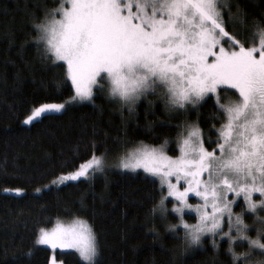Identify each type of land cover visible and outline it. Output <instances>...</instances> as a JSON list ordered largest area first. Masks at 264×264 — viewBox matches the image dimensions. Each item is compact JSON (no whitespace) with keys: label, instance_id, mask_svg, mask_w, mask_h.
<instances>
[{"label":"snow or ice","instance_id":"obj_1","mask_svg":"<svg viewBox=\"0 0 264 264\" xmlns=\"http://www.w3.org/2000/svg\"><path fill=\"white\" fill-rule=\"evenodd\" d=\"M33 20L37 51L65 69L60 83L70 81L72 95L34 107L24 124L93 102L98 92L130 115L155 96L151 106L162 105L168 116L159 126L176 129L178 154L165 151L170 138L158 147L124 140L118 167L159 179L150 213L161 221L174 215L166 231L182 251L207 239L215 253L227 245L226 264H264V18L249 26L248 14L229 0H60ZM237 23L240 30L229 32ZM209 101L214 140L199 120L186 119ZM96 148L93 142L90 155L52 185L103 172L108 150L97 155ZM36 243L75 249L82 264H97V235L77 215L39 227Z\"/></svg>","mask_w":264,"mask_h":264},{"label":"trees","instance_id":"obj_2","mask_svg":"<svg viewBox=\"0 0 264 264\" xmlns=\"http://www.w3.org/2000/svg\"><path fill=\"white\" fill-rule=\"evenodd\" d=\"M229 2L248 14L249 26L264 18V0ZM59 3L0 0V264H50L51 250L36 243L37 231L71 215L85 219L96 233L97 264H226V244L215 253L205 239L202 246L184 252L166 231L167 224L177 222L174 215L167 221L153 220L150 209L160 199L159 180L144 172L113 167L88 179L50 185L61 172L72 171L86 159L93 142L96 154L106 149L115 154L118 148L124 149V140L128 147L140 142L159 146L170 138L167 151L176 154L172 151L176 129L159 126L168 116L162 105L153 108L147 100L139 102L130 115L98 92L93 102L45 114L30 124L22 122L39 104L63 102L72 95L70 81L60 83L65 69L45 61L37 51L32 28L34 17H42ZM239 30L238 23L228 26L229 32ZM213 103L209 101L187 117L199 120L205 138L211 133L214 140ZM182 119H173L171 124ZM15 188L23 191L10 192ZM153 227L159 238H154ZM54 256L65 264H82L72 250H56Z\"/></svg>","mask_w":264,"mask_h":264},{"label":"rangeland","instance_id":"obj_3","mask_svg":"<svg viewBox=\"0 0 264 264\" xmlns=\"http://www.w3.org/2000/svg\"><path fill=\"white\" fill-rule=\"evenodd\" d=\"M156 99V97L155 96H152V95H149L148 97H146V98H144V99H142L141 101H145V100H147V101H149V102H151V101H154ZM68 99H66L65 101H67ZM65 101H63V102H65ZM124 110H126L127 111V108H125ZM128 112V111H127ZM30 114V113H29ZM28 114V115H29ZM27 115V116H28ZM26 116V117H27ZM25 117V118H26ZM25 118L23 119V123H24V120H25ZM185 119V117H183V119L182 120H184ZM186 119L188 120V121H190L191 122V120L188 118V117H186ZM150 146H153V145H150ZM160 146V145H159ZM158 147V146H157ZM214 147V146H213ZM127 149H123V150H120V151H118L117 153H115V154H111V153H107L106 154V165H105V169L106 168H113V167H117V168H119L118 167V162H119V157H120V155H122L123 154V152L124 151H126ZM165 151H167V147L165 148ZM168 152V151H167ZM168 154L169 155H173V154H170L169 152H168ZM176 154H178V153H176ZM97 155H101V154H97ZM104 169V170H105ZM121 169V168H120ZM123 170H128V169H123ZM129 171H132V170H129ZM136 171H141V172H143V170L142 169H137ZM99 173V172H98ZM146 174V173H145ZM93 176V175H92ZM91 177V176H90ZM57 178V177H56ZM56 178H54L53 180H55ZM156 178V177H155ZM81 179V178H80ZM158 179V178H157ZM52 180V181H53ZM159 180V179H158ZM51 186H53L52 185V182H51V184H50ZM166 191V190H165ZM10 192H13V193H16V192H14V191H12V190H10ZM191 202H193V203H195L196 201L195 200H192ZM171 207H172V205H171ZM171 207L169 208V210H171ZM237 210V209H236ZM237 211H239V210H237ZM186 219H188V217L186 216L185 217ZM81 219H83V218H81ZM85 220V219H84ZM250 221L248 222L249 224H251L252 223V219L250 218L249 219ZM190 222H194V221H191L190 220ZM54 225V224H53ZM52 225V226H53ZM52 226H50V227H48V228H51ZM254 235H255V233H254ZM40 245V244H39ZM41 246H45V247H47V248H49L50 250H51V258H50V264H65V263H63L62 261H60V260H57L56 258H55V256H54V252L56 251V250H61V251H66V250H72V251H74V252H76L75 251V249H70V248H60V247H57V248H55V249H53V248H51L50 246H48V245H41ZM77 253V252H76ZM78 254V253H77ZM79 255V254H78Z\"/></svg>","mask_w":264,"mask_h":264}]
</instances>
